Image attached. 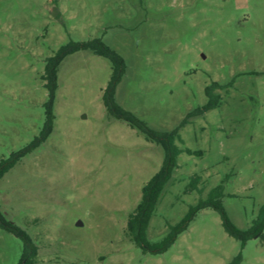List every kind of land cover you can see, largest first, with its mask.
Returning a JSON list of instances; mask_svg holds the SVG:
<instances>
[{"label":"rangeland","instance_id":"1","mask_svg":"<svg viewBox=\"0 0 264 264\" xmlns=\"http://www.w3.org/2000/svg\"><path fill=\"white\" fill-rule=\"evenodd\" d=\"M91 38L125 60L116 102L154 130L178 128L191 151L176 156L147 239L161 240L219 184L228 218L247 229L264 205V0H0V161L43 127L46 59ZM110 74L90 50L65 56L51 133L0 177V211L36 245L34 264H228L239 251L238 264H264V231L241 249L212 207L164 252L135 244L127 217L163 150L107 113ZM213 82L227 85L214 88L215 107L191 115ZM22 251L0 228V264Z\"/></svg>","mask_w":264,"mask_h":264},{"label":"trees","instance_id":"2","mask_svg":"<svg viewBox=\"0 0 264 264\" xmlns=\"http://www.w3.org/2000/svg\"><path fill=\"white\" fill-rule=\"evenodd\" d=\"M78 50H90L95 55L105 57L110 62V78L101 97L107 113L115 119L125 121L131 128L143 134L146 140L159 144L163 150V159L160 168L143 185L139 202L127 217L126 230L135 244L141 247L144 251H149L151 253L166 251L174 243L177 236L187 229L196 211L202 207H212L219 213L224 230L228 235L240 242L241 249L244 247L248 239L256 236L263 238L264 205L259 208L256 217L252 220L247 229H239L230 221L224 210L220 200L223 194V187L222 184H219L211 188L205 198L199 199L195 205L190 206L188 212L179 222L170 225L168 232L161 240L152 243L147 239L146 230L149 220L162 194L164 186L177 166L176 156L183 150L188 153H191V151L189 149H181L177 145V142H182L178 133V128H174L170 131L154 130L142 119L130 111L125 110L116 102V87L125 72L126 64L123 57L108 46L101 38H91L82 41L70 40L68 43L62 45L52 56L46 59L42 79L44 80V85L47 89L48 99L44 104L45 121L43 127L39 134L35 136L29 144L12 152L7 159L0 161V177H2V175L21 157L25 156L44 142L51 133L54 122L53 101L58 86L57 68L65 56ZM225 86L227 85H220L216 82L211 83L206 88L207 102L190 114L201 113L207 109L215 107V101L218 96L214 94L213 90L214 88H223ZM199 178V176H193L191 178V188L196 187ZM0 228L20 238L23 243V251L17 264H34V259L37 254L36 245L22 228L8 220L1 211ZM241 258V252L239 251V253L228 264H238Z\"/></svg>","mask_w":264,"mask_h":264}]
</instances>
